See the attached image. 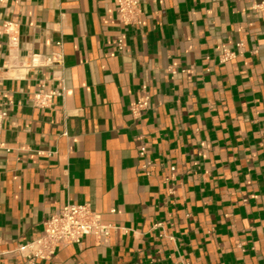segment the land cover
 <instances>
[{"label": "crops", "instance_id": "1", "mask_svg": "<svg viewBox=\"0 0 264 264\" xmlns=\"http://www.w3.org/2000/svg\"><path fill=\"white\" fill-rule=\"evenodd\" d=\"M257 2L151 0L125 27L114 0H0V264H22L7 252L66 203L111 225L108 244L86 236L35 264H264ZM58 54L62 67L31 66ZM40 89L58 93L48 109Z\"/></svg>", "mask_w": 264, "mask_h": 264}, {"label": "built area", "instance_id": "2", "mask_svg": "<svg viewBox=\"0 0 264 264\" xmlns=\"http://www.w3.org/2000/svg\"><path fill=\"white\" fill-rule=\"evenodd\" d=\"M147 1L151 0H114L121 24L125 27H138L141 24V6ZM253 9L264 19V0H258ZM2 28L7 37L8 48H17L19 44L18 26L6 21L3 23ZM123 45L122 39H118L116 47L119 51L123 50ZM233 57V52L224 50L219 56V63H225ZM40 62L36 56H32V67L39 64L62 67L63 56L58 54L46 57ZM141 91L143 93L142 99L131 107V114L135 117L139 116L148 107L149 97L146 93V88L142 87ZM57 94V91L40 89L34 93L32 103L39 109H48ZM5 117L6 113L0 109V132ZM2 147L3 144L0 139V149ZM140 155H143V153ZM141 168L148 174L151 165L150 163H145ZM171 171H174V167L171 168ZM170 192L172 194V191ZM156 227L164 228L165 223L159 222ZM112 230L113 227L111 225L103 224L100 221V216L92 211L89 204L66 203L45 220L44 231L41 236L18 245L7 253L22 259V264H35L39 261L48 260L54 255L58 247L79 244L86 236L93 237L99 245L106 246Z\"/></svg>", "mask_w": 264, "mask_h": 264}]
</instances>
